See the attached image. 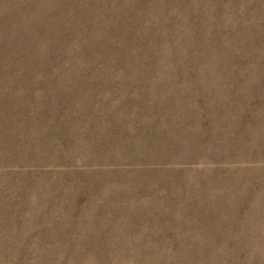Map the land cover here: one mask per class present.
I'll list each match as a JSON object with an SVG mask.
<instances>
[{
	"label": "rangeland",
	"instance_id": "rangeland-1",
	"mask_svg": "<svg viewBox=\"0 0 264 264\" xmlns=\"http://www.w3.org/2000/svg\"><path fill=\"white\" fill-rule=\"evenodd\" d=\"M0 264H264V0H0Z\"/></svg>",
	"mask_w": 264,
	"mask_h": 264
}]
</instances>
